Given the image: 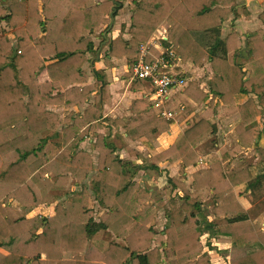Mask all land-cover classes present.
<instances>
[{"label":"trees","instance_id":"obj_1","mask_svg":"<svg viewBox=\"0 0 264 264\" xmlns=\"http://www.w3.org/2000/svg\"><path fill=\"white\" fill-rule=\"evenodd\" d=\"M121 1L133 4L131 21L108 43L106 64L124 58L126 77L131 78L141 45L166 22L164 50L148 49L143 61L150 65L164 59L167 70L179 61L194 67L209 63L214 76L208 88L192 82L184 90L197 103L209 101L207 108L169 148L155 151L151 142L168 132L173 121L153 111L151 95L131 102L132 119L104 117L102 106L110 99L106 74L94 69L89 83L83 69L86 55L97 51L93 32H105L116 15L115 0H0V25L6 24L16 39L13 44L7 31L0 35V264H163L165 256L167 264H213L205 252L213 241L222 254L244 249L242 256L224 264H264V228L253 222L235 194L243 184L252 193L264 190V169L224 171V164L244 147L259 148L264 141V129L254 125L264 114V2L259 15L263 29L250 33L244 43L233 28L222 38L224 23L231 16L240 18L237 0ZM20 5L26 6L25 13H13L11 8ZM172 50L178 55H171ZM44 70L50 79L46 83L38 79ZM148 87L134 81L131 91ZM51 106L71 111L62 117ZM172 110L179 114L180 104ZM223 113L237 119L238 144L204 161L207 167L194 174L192 189L167 179V221L161 234L155 230L157 208L134 179L139 167L121 161L113 137H103L96 147L97 164L80 148L101 124L122 128L149 148L152 170L172 162L180 164L183 174L199 164L195 150L216 132ZM36 124L49 134L33 132ZM52 144L56 152H51ZM88 178L93 197L80 186ZM76 189L77 198L64 197ZM206 194L212 217L220 221L211 220L203 208ZM6 200L28 210L52 207L54 214L26 218ZM96 205L103 209L98 220ZM108 230L122 242L109 241ZM205 235L213 241L204 244ZM16 242L23 244L19 253L2 250Z\"/></svg>","mask_w":264,"mask_h":264},{"label":"crops","instance_id":"obj_2","mask_svg":"<svg viewBox=\"0 0 264 264\" xmlns=\"http://www.w3.org/2000/svg\"><path fill=\"white\" fill-rule=\"evenodd\" d=\"M115 1L118 3L117 9H116V15H115V17H112V20H111L109 27L106 29L105 32H103L102 30H99V31L93 32V34H92L94 41H99L100 38H102L103 44L105 45L104 47L106 48L105 56H107L109 39L110 38L112 39L113 37L115 38L119 34L118 32L121 30L122 26L129 27L130 21H131L132 9L134 7L133 4L130 2H126V1L124 2L121 0H115ZM263 2H264V0H237V4H238L237 10L240 14V18L234 19V16H231L229 18V20L224 23V26L222 28V38H226L229 35L230 30L233 28V29H235L236 32H238L240 34L242 40L244 39L243 41L245 43V41L247 40V37L249 36V34L251 32H254L257 30H262L263 25L259 19V15L262 12L261 4ZM243 7L248 12L249 18H246L245 14L241 10V8H243ZM11 10L15 14H23L26 11V6L25 5L13 6L11 8ZM6 27H7L6 24L0 25V35L2 34L3 31H7ZM169 27H170V25L168 23H166V22L163 23L157 29V31L154 33V35L152 37H161L165 41L167 39V31H168ZM2 29H4V30L1 31ZM7 33H8L9 39L12 41L13 44H15L16 43L15 37L9 31H7ZM10 36H11V38H10ZM126 37H128V35ZM96 47H97V45H96ZM99 49L100 48L97 47V51ZM163 50L164 49L162 48V51ZM94 55H96V54H87L86 55V63L84 65L83 69L88 73V75L90 77L89 83L94 82V76H93L94 69L103 70L106 74V79L109 83V88H110V99H109L108 103H105L102 106L104 117L120 118L122 120H129V119L134 118V115L129 110L131 102L128 103V101H127L126 105H122V104L118 105L119 101L121 103H123L124 99L126 97H130V98L132 97V100H135V99L141 98L142 96L143 97L147 96L148 93L150 92V87H148L146 90L144 89V90L138 91V92L131 91L132 85H131L130 79L132 81V77L129 79H127V77H126V73L128 72V66H127V62L124 58L120 59V60L111 59V66H108V65L104 66L105 64H104V61L101 57H99V58L97 57L96 59L92 60ZM171 55H173L172 51H171ZM90 60H92L91 72L88 71V66H89ZM175 69H177V70H175ZM170 70L173 72L177 71L178 73L185 75L186 76L185 79L189 78L190 76H197L196 80L199 81L197 83V87L202 89V90H206L208 88L209 83L212 80V77L214 76V72L212 71L211 65L209 63H207L201 67H194L192 65L182 64L179 61L175 67L171 66ZM38 79L42 83H46L50 80L46 70L41 72ZM187 87H188V82H186V85L184 88L172 90L169 94V103L167 104V108H168V110H170L172 112L174 119L171 120L173 122L170 125V130L164 134H157L155 140L153 142H151V147L157 152H162V151L166 150L167 148H169L174 143L177 136L188 126V124L193 120V118L196 115L201 114L207 108L209 101L206 103H197L184 94V90ZM92 101H95V97L92 98ZM176 104H180V106H181V112L177 115H175L173 110H172L175 108ZM50 109L62 117L64 116L65 112L71 111V110L65 109L62 106H51ZM262 118H264V114L260 117V119H262ZM227 119H230V118H224L222 122H219V124H217L218 127H220V126H222L223 128L233 127L232 124H229L228 126L225 125V123L228 122ZM256 124H257V122H256ZM36 126H39V127L43 128V130H44L43 125L36 124L34 127H36ZM97 130L96 131L99 134L104 135L103 136L104 138L110 136L112 133H116L119 131V130H116L114 128L107 127L106 124L105 125L101 124ZM232 130L234 131V127ZM122 132H123V135H122L123 137H125V138L130 137L128 134L124 133L126 131H122ZM218 134L220 135L221 140H223V142H227L225 139V137L227 135H229V133H227V131H221V128H218ZM103 137H102V143H103ZM130 139L131 138H129V140ZM129 140L127 142H129ZM131 140L133 141V144H131L130 147L133 146L132 147L133 149L137 147V149H134V150H136L137 152H141V153H144V152H146L147 154L150 153L149 148L147 146L143 145L142 142H140L139 140H135V139H131ZM207 141H208V139L204 143H206ZM85 142H87V140H85ZM84 144L85 143H82L81 146ZM81 146H80V148H81ZM143 146L145 147V149L144 150L140 149V147L143 148ZM199 147L203 149V147H205V146L201 145ZM95 152H96V150H95ZM198 152L201 154V156L200 155L199 156L202 159V156H204V154L201 153V150ZM122 153H125V151L123 150ZM228 163H231V162H228ZM203 164H204V162H203V160H201V163L198 164L196 167L191 166V167L186 168L184 170V176H186L187 178H190V174L195 172L196 170L200 169L201 165L203 166ZM236 164L237 163H234L233 166H235ZM138 167H139V165H138ZM168 168H169V172L167 171ZM149 169L152 170L151 168H149ZM177 169H178L177 164H174L172 162H165V163L159 165L158 169H153V170L158 171L160 175H164V176L168 175L171 178H174V177L176 178L178 175ZM178 173H179V171H178ZM169 177L166 178V181H167V179H169ZM187 183L190 184L191 180L187 181ZM244 187H246V185L245 186L244 185L237 186L236 188H238V189H235V191H236L235 194H236L238 201L240 203H241V201L238 197L237 192H238V190H241ZM148 189H150V188H148ZM149 191L151 193L150 194L151 196H155L157 194L158 190H154L151 188ZM246 191L249 192V190H246ZM262 191H264V190H262ZM244 192H245V189H244ZM180 195H181V193H180ZM262 198H263V195H262ZM154 200L155 201H150V204L155 205V207L158 209L157 210L158 215H159L161 207L166 206V208L164 209V214H161V216H159V217L157 215V218L155 220V224H156L155 230L157 232H159L157 234H161L160 232L163 231L164 226H165L166 221H167L166 217H165V212H166V209L168 208V204L166 202L164 204H162V202L157 201V198ZM251 205H253V204H251ZM53 214H54V212H53ZM213 220L220 221L221 219L218 220V219H215L213 217ZM254 221L258 225L264 226V210L262 212L260 211L256 214ZM107 233L108 234L111 233L112 235H114L112 233V231H110V230H108ZM114 238H116L115 242H117V243L122 242V238H117L116 236H114ZM22 246H23L22 243L16 242L11 247H9V248L4 247V248H2V250L4 252H7V253L8 252L19 253V251L22 249ZM213 246H215V245L213 244ZM217 246L219 248H221L219 245H217ZM238 250H242V249H238Z\"/></svg>","mask_w":264,"mask_h":264},{"label":"rangeland","instance_id":"obj_3","mask_svg":"<svg viewBox=\"0 0 264 264\" xmlns=\"http://www.w3.org/2000/svg\"><path fill=\"white\" fill-rule=\"evenodd\" d=\"M124 28H127V27L122 26L121 30ZM3 30L4 29H2L1 31H3ZM121 30L118 33H120ZM126 36L127 35H125L124 38L127 39L128 37H126ZM10 38H11V36H10ZM110 40H111V38L109 39V42H110ZM94 43L100 49L98 51H96V53H94L96 55L93 56L92 60L96 59L97 57L98 58L101 57L104 61V64H105L104 66H107L108 65V64H106L107 56H105L106 48L104 47L105 45L103 44L102 38H100L99 41H94ZM162 48H161V50H162ZM172 52H173V55H178L177 51L172 50ZM92 60L89 61V66H88L89 72H91ZM108 66H111V64ZM127 79H129V78H127ZM196 79H197V76H190L189 78H186L185 80H186V82H188V86L192 82H194L197 86V83L199 81ZM130 82L132 85L134 80L132 79V81H131V79H130ZM127 101H128V103L132 102L133 101L132 97L131 98L126 97L124 99V102L121 103L119 101L118 105L119 104L126 105ZM260 117L256 121L257 124L255 122V125H258L260 128L264 129V126H263L264 125V118L260 119ZM224 118H229V117H227L226 114L223 113L222 117L217 118L216 133L214 135H212L206 143L202 144L205 147H203V149L198 147L195 150V153L198 155V157L200 159L199 164L201 163V160H203V162H204V161L210 159L212 156H215V155L217 156L219 154V151L221 148H226L228 150H231L238 144L239 135L235 131V127L238 123L237 119H234V118L227 119L228 122L225 123V125H227V126L229 124H232V126L234 127V131H233L232 130L233 127H231V128H223L222 126L218 127L217 124H219V122H222ZM34 126L35 125H33V127H31L33 132H39L43 135V137H46L49 134L48 132L43 130V128H41L39 126H36V127H34ZM218 128H221V131H227V133H229V135H227L225 137L227 142H223V140H221V137L218 134ZM114 129L119 130L118 132L111 134L113 137L112 138L113 142L115 143V145L117 146V149H118L117 154L120 156L121 161H131L133 164L139 165V169L134 171V173H135L134 179L136 180V182L138 181L137 183H139L143 188H145L148 191V193H149V204H150V201H155L154 199H156V198H157V201L162 202V204H164L165 202L168 204L169 186L167 184L166 178L169 176L168 175H165V176L160 175L158 171H154V170L149 169L150 164H149L148 160L150 158V153L147 154L146 152H144V153L138 152L141 155L140 157H138V156L131 155L126 150V148L129 147L133 151L137 152L136 150H134V149H137V147L134 149L132 148L133 146L130 147V145L133 144V141L131 140V139H133L131 132H128V131L124 132L125 134H128L130 136V137L125 138L122 136L123 135L122 131H125L124 129H122V128H114ZM97 131L91 133V136L86 139L87 142H83L85 144L81 146V149H83V150L86 149L85 151H87L91 155L94 164H97V161H98V154L95 152L96 147L102 146V144H103L102 143V137L104 136L102 134H99ZM129 138H131V139L129 140ZM128 140H129V142H127ZM54 143H55V141H54ZM53 144L51 147L53 149V151L51 149L50 150H51V152H56V149L53 146ZM140 149L144 150L145 147L144 146H143V148L140 147ZM123 150L125 151V153H122ZM200 150H201V153L204 154V156H202V159L200 158L201 154L198 152ZM228 162H231V163H228ZM228 162H226L224 164V171H225L226 175H229V174H231L237 170H241V169L248 167V166L253 167L254 171H257L258 169H261V168L264 169V141L261 142V146L259 148H254L253 146H250V145L244 147L235 159L229 160ZM234 163H237V164L235 166H233ZM174 164H177V167H178V169H177L178 175L176 178L174 177V179L181 180L183 183H185V185L189 189H192V187L194 185V174L198 170H202V169H205L207 167L206 164L204 163L203 166L201 165L200 169H198L195 172L190 174V178H187L186 176H184V173L182 174V169L180 167V164L179 163H174ZM167 171L169 172V168L167 169ZM178 171H179V173H178ZM169 178H171V177H169ZM189 180H191L190 184L187 183V181H189ZM243 185L245 186L246 184H243ZM80 186H85L91 193V190H90L91 186H92L91 185V178H88L87 180H85ZM148 188L158 190L157 194L155 196H151L150 195L151 193L149 191L150 189H148ZM235 189H238V188H235ZM244 189H245V192H244ZM246 190H247V186L242 188L241 190H238L237 193H238V197H239L241 203L239 201L238 202L241 205V207L246 212H248V214H249L250 218L253 220V222L256 223L254 221L256 214L258 212H260V211L262 212L264 210V191H262L263 193L260 191H258L256 193H252V192H250V191L248 192ZM235 193H236V191H235ZM79 194H80V190L76 189L72 193H69L67 195L65 193H62L61 195L62 196L66 195L64 197H66V198L68 197V199H74V198H77L79 196ZM90 195L93 197V193H91ZM262 195H263V198H262ZM251 204H253V205H251ZM6 205L11 206L20 216H24L26 218H32L35 216H44L45 217V216H50L53 214L52 207L45 208V209L37 208V209L28 210V209L23 208L19 204V202L14 201V200H6ZM165 208H166V206L161 207L158 217L161 216V214H164ZM203 208L207 211V214L211 218V220H213V217L210 213V211L212 210V206H211V201L209 200L208 194H206L203 198ZM102 213H103V209L100 206L96 205L94 215H95L97 220L99 219V217ZM218 220H220V218ZM213 221H215V220H213ZM155 226H156V224H155ZM258 226L264 228L263 225H258ZM106 238L109 241H114V242L116 241V238H114V235H112L111 233L108 234L106 236ZM208 240L213 241V238H210L207 235H205L203 238V243L206 244ZM27 244H28V241L25 243V245H27ZM213 244L215 246H213ZM216 244L214 242V243H212V246H206L205 247V252H207L208 255L210 256L213 264H224L225 260L231 261V260H233L239 256H242L244 254V249L238 250L237 248H233V249L229 248L228 253L222 254L218 251V250H221V248H219L217 246L218 244L217 245ZM28 250H29V246H28ZM162 262H163V264H167L168 257H166V256L163 257Z\"/></svg>","mask_w":264,"mask_h":264},{"label":"built area","instance_id":"obj_4","mask_svg":"<svg viewBox=\"0 0 264 264\" xmlns=\"http://www.w3.org/2000/svg\"><path fill=\"white\" fill-rule=\"evenodd\" d=\"M162 41L161 37H151L141 45L142 56L133 69L132 79L149 84L153 111L167 121H171L174 116L167 108L169 94L172 90L184 88L186 80L180 73L173 72L170 69L167 70V63L164 59L150 65L143 61L144 54L148 49L155 48L162 51Z\"/></svg>","mask_w":264,"mask_h":264}]
</instances>
